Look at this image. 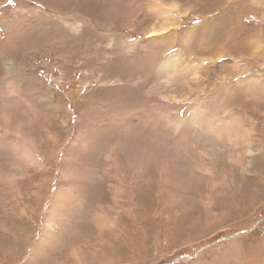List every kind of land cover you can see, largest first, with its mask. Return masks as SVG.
Instances as JSON below:
<instances>
[{
    "label": "rangeland",
    "instance_id": "1",
    "mask_svg": "<svg viewBox=\"0 0 264 264\" xmlns=\"http://www.w3.org/2000/svg\"><path fill=\"white\" fill-rule=\"evenodd\" d=\"M0 264H264V0H0Z\"/></svg>",
    "mask_w": 264,
    "mask_h": 264
},
{
    "label": "snow or ice",
    "instance_id": "2",
    "mask_svg": "<svg viewBox=\"0 0 264 264\" xmlns=\"http://www.w3.org/2000/svg\"><path fill=\"white\" fill-rule=\"evenodd\" d=\"M16 2V0H13V3H15Z\"/></svg>",
    "mask_w": 264,
    "mask_h": 264
},
{
    "label": "bare ground",
    "instance_id": "3",
    "mask_svg": "<svg viewBox=\"0 0 264 264\" xmlns=\"http://www.w3.org/2000/svg\"><path fill=\"white\" fill-rule=\"evenodd\" d=\"M166 17V16H165ZM170 19V18H169Z\"/></svg>",
    "mask_w": 264,
    "mask_h": 264
}]
</instances>
